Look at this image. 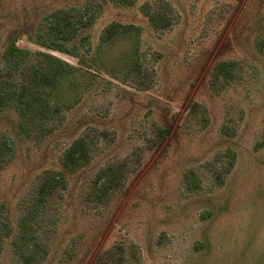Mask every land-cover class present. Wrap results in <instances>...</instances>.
<instances>
[{"label": "rangeland", "instance_id": "1", "mask_svg": "<svg viewBox=\"0 0 264 264\" xmlns=\"http://www.w3.org/2000/svg\"><path fill=\"white\" fill-rule=\"evenodd\" d=\"M71 7L89 18L74 44L79 52L84 46L94 53L110 23L138 32L86 66L28 40L46 15ZM150 9L166 13L171 26L153 29L143 12ZM13 33L17 47L81 71L63 88L62 101L72 104L62 106L50 132L18 139L16 113L0 114V140L15 142L11 161L0 168V216L12 233L37 175L58 169L78 137L91 150L88 167L38 219L40 264H92L117 247L122 264H264V0H136L132 7L0 0V67ZM133 47L148 73L147 90L114 76ZM221 63L233 64L226 82L215 70ZM108 166L120 179L104 187L92 178ZM11 240L0 264H24Z\"/></svg>", "mask_w": 264, "mask_h": 264}, {"label": "trees", "instance_id": "2", "mask_svg": "<svg viewBox=\"0 0 264 264\" xmlns=\"http://www.w3.org/2000/svg\"><path fill=\"white\" fill-rule=\"evenodd\" d=\"M118 5L132 7L136 0H109ZM151 27L155 30H163L171 26L172 21L166 13L148 10L143 11ZM81 8L71 7L67 10L57 9L46 15L38 24L33 36L28 39L39 47L77 57L80 64L86 66V62L97 64L101 51L118 38H127L132 33L137 34L138 29L130 25H121L113 22L106 26L101 33L96 51L91 53L87 47L77 51L76 39L81 35L80 30L87 27L89 18H82ZM17 33L11 34L9 43L2 54L3 64L0 67V114L13 110L17 115L15 132L18 139L35 131L52 129L53 121L62 106L69 108L72 102L64 104V87H71L77 81V75L81 69L73 66L54 55L40 51H29L19 48L14 40ZM133 37V36H132ZM86 37H81L83 44ZM72 45L68 46L67 44ZM83 60V61H81ZM121 67L117 69L118 76L125 79L136 80V86L140 90L149 87L148 73L142 67L136 54V47L126 53L121 61ZM233 64L221 63L216 67L217 75L225 82L230 78V69ZM74 97V96H73ZM79 97H74L75 100ZM50 124V125H49ZM47 126V127H46ZM15 142L8 136L0 140V168L7 165L14 155ZM91 160V150L83 137L73 140L61 153L59 168L56 170H44L37 175L36 185L25 213L19 216L16 223L15 234L13 227L0 216V255L3 244L9 237L18 257L24 264H40L43 259L40 252V241L37 234V224L40 215L45 209L48 200L68 188L69 180L87 168ZM92 179H103L100 183L107 187L111 179H120V172L111 166L100 169ZM14 234V235H13ZM13 235V236H12ZM116 250L119 252L116 253ZM124 251L121 247L115 250L109 249L102 255H98L92 264H103L105 259H113L114 264H122ZM104 255H106L104 257ZM113 256H116L115 259ZM42 257V258H41Z\"/></svg>", "mask_w": 264, "mask_h": 264}]
</instances>
